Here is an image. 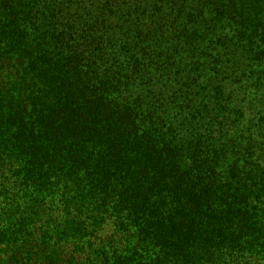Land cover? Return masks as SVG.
Masks as SVG:
<instances>
[{"label": "trees", "instance_id": "16d2710c", "mask_svg": "<svg viewBox=\"0 0 264 264\" xmlns=\"http://www.w3.org/2000/svg\"><path fill=\"white\" fill-rule=\"evenodd\" d=\"M0 264H264V0H0Z\"/></svg>", "mask_w": 264, "mask_h": 264}]
</instances>
